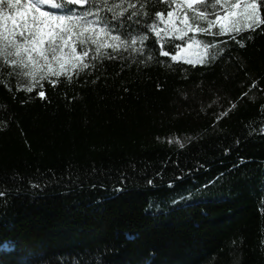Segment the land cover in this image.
Listing matches in <instances>:
<instances>
[{
	"label": "trees",
	"instance_id": "trees-1",
	"mask_svg": "<svg viewBox=\"0 0 264 264\" xmlns=\"http://www.w3.org/2000/svg\"><path fill=\"white\" fill-rule=\"evenodd\" d=\"M83 1L52 0L120 37L79 44L87 67L27 85L0 55V264H264V24L222 31L237 0Z\"/></svg>",
	"mask_w": 264,
	"mask_h": 264
},
{
	"label": "snow or ice",
	"instance_id": "snow-or-ice-1",
	"mask_svg": "<svg viewBox=\"0 0 264 264\" xmlns=\"http://www.w3.org/2000/svg\"><path fill=\"white\" fill-rule=\"evenodd\" d=\"M38 3L44 7H50V10H42L31 0L26 5L14 4L13 0H9V7H16L17 12L15 15H0V23L10 21L11 24L10 28L7 24H3V27L0 28V32L3 33L0 55L9 64L20 63L30 66L33 71L29 72V75H33L36 71H41L43 75H47L53 70V61L59 68V71L55 73L56 75H59L60 71L87 67L83 63L84 54H77L75 45L77 42L84 45L91 41L98 44L97 51H99L100 42H98L97 37L104 32V29L101 28L100 32L94 31V25L81 16L57 15L61 8L66 12L72 11V8L66 4H53L52 0H38ZM261 4H264V0H259V3L257 0H249V2L242 5L237 0V3L231 5V8L240 9V11H230L227 15L231 17L238 16L245 22L247 27H251L252 24H264V18L259 15ZM189 7H191V3H189ZM30 11L33 13L32 15H29ZM156 16L163 19V13L161 12H157ZM167 17L165 24L168 25V28L165 31L169 36L173 34L183 36L185 30H195L187 24V16L183 19L184 28L175 24L174 21L177 17L173 11H168ZM218 20L224 21L225 17L220 16ZM221 30L228 31V27L222 23ZM153 31L159 34L158 29L153 28ZM111 39L120 41V37L117 35H112ZM133 39L135 41L136 38ZM139 39L146 40L147 37L141 35ZM103 43L106 44L107 42L104 41ZM121 43L123 42L121 41ZM119 46L118 43L112 44L113 48ZM192 48L193 44L190 43L185 51ZM172 59L175 60L176 56H173ZM66 65L68 68H66ZM51 83L55 84L56 82L51 81ZM38 94L40 97L45 96L43 91ZM0 195H3V193H0Z\"/></svg>",
	"mask_w": 264,
	"mask_h": 264
},
{
	"label": "rangeland",
	"instance_id": "rangeland-1",
	"mask_svg": "<svg viewBox=\"0 0 264 264\" xmlns=\"http://www.w3.org/2000/svg\"><path fill=\"white\" fill-rule=\"evenodd\" d=\"M181 1L184 2L185 4L187 3L188 5H189V3H191V6H192V5H195L197 2H200L202 0H181ZM31 2L32 3H36L37 7H41L42 10H44V11H49L50 10V7H44V6L40 5L38 3V0H31ZM13 3L14 4L15 3H19L21 5H26V4L29 3V0H13ZM239 11L240 10H237V12H239ZM16 12H17V8L13 6V7L9 8V11H6V12L2 13V16L15 15ZM227 13L228 12L226 10H221V11L217 12L215 15H213V20L216 21L219 24L223 23L226 26H228L230 24V22H231V16H228ZM32 14L33 13L30 11L29 15H32ZM57 15L81 16L82 18H85L87 21L91 22L94 25V29H93L94 31L100 32L101 28L104 29V32L100 33V35L97 37L98 42L103 43L104 41H106L107 42L106 44L114 42L111 39V36L106 31V29L104 28L103 24L92 13H76V12L68 13V12L59 10L57 12ZM201 16L202 17H209L208 14H206V13L205 14H201ZM220 16H224L225 20L224 21L218 20V17H220ZM3 24H7L9 28L11 27L10 21H3L2 23H0V28L3 27ZM18 39H19V37H18ZM2 42H3V33L0 32V44H2ZM190 43L193 44V48L188 50V51H185V49L188 48V45ZM190 43H188L186 46H183L182 49H180L176 54H174V56H176V59H182V60L190 61V62H199L201 60V58L203 56L204 47L200 48L198 46L199 44L196 43V42H190ZM79 44H81V43H79V42L76 43V45H75L76 50H77V46ZM103 44H105V43H103ZM77 54H78V52H77ZM53 65H54V67H53L52 72H49L48 74L56 73L57 71H59L58 66L55 64V61H53ZM15 66L17 67L18 71L20 72V74L25 79L27 85L33 84V82L36 79H38L39 77L43 76V73L41 71H36L33 75H29L28 73L33 71L30 66H26V65L20 64V63L15 64ZM66 68H68L67 65H66ZM71 70H73V69H69V70H66V71H71ZM61 72H65V71H60V73Z\"/></svg>",
	"mask_w": 264,
	"mask_h": 264
},
{
	"label": "water",
	"instance_id": "water-1",
	"mask_svg": "<svg viewBox=\"0 0 264 264\" xmlns=\"http://www.w3.org/2000/svg\"><path fill=\"white\" fill-rule=\"evenodd\" d=\"M70 1L79 5V6H84L86 4V2L83 0H70Z\"/></svg>",
	"mask_w": 264,
	"mask_h": 264
}]
</instances>
